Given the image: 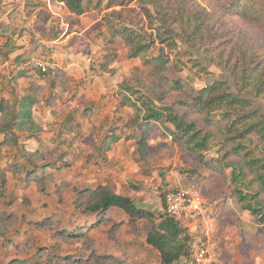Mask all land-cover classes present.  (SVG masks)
Listing matches in <instances>:
<instances>
[{
  "label": "rangeland",
  "instance_id": "obj_1",
  "mask_svg": "<svg viewBox=\"0 0 264 264\" xmlns=\"http://www.w3.org/2000/svg\"><path fill=\"white\" fill-rule=\"evenodd\" d=\"M107 1L102 0L98 9L89 8L78 20L55 0H0V41L13 30L14 35L24 38L19 42V52L29 51V44H33V52H38L40 57L37 59L59 65L70 61L61 78L66 83V96H58L52 110L42 111L44 124L39 140H30L19 147L0 144V264L23 261L25 264H158L157 253L145 243L150 228L146 220H129L113 211L107 220L76 235L80 227L75 225L89 220L76 214L71 216L74 211L71 197L81 188L97 185L109 186L116 194L132 199L137 208L156 215L164 212L165 193L182 191L201 203L199 217L185 225L193 243L204 244L211 251L214 264H264V226L259 229L248 213L231 212L225 201L233 190L231 170L227 167L231 159L225 156L229 144H222L215 136L203 152V160H199L158 126L144 132L149 149L143 158L137 154L135 142L123 139L112 145L106 161L95 151L103 130L111 124L104 122L107 113L122 130L125 124L129 128L134 118L133 110H116L115 97L107 102L98 101L103 90L107 89L110 96L119 83L131 78L133 83L139 78L147 84L140 62L127 59L126 47L118 42L108 44L103 39L106 31L101 16ZM187 1L197 20L202 21V36L196 47L178 44L177 52L183 63L179 77L195 89L213 81H224L233 94L249 100L252 109L264 116V93L257 96L251 89L264 83V22L250 24L230 17L224 3ZM13 24L18 26L12 27ZM51 39L55 42L51 43ZM45 54L48 59L41 58ZM240 59L247 62L242 65ZM10 71H13L10 63L0 68V89L15 77ZM33 71L37 72L34 68ZM245 75L251 76L250 86L245 85L246 78L242 80ZM29 80L32 79L18 78L15 91L25 95L32 87H28ZM33 81L32 88L40 98L50 91L48 84ZM9 92L0 90V95L7 96ZM72 92L74 95L70 96ZM57 94H61L60 88ZM176 96L172 92L166 98L171 100ZM87 101L97 105L95 114L76 123L70 115L77 112L79 105L89 106ZM69 116L74 128L59 131L60 123L65 124ZM198 127L205 125L198 120ZM135 128L132 126V132ZM250 142L249 149L263 160L264 144L254 137ZM22 153L28 154L36 165L61 162L58 157L63 155L62 161L69 166L51 173L53 186L48 194L42 193L37 184L24 186L19 181L23 171L20 166L28 165ZM39 223L42 225L36 227ZM66 227H70L73 237L65 236L62 229ZM187 261L183 259L177 264H190Z\"/></svg>",
  "mask_w": 264,
  "mask_h": 264
},
{
  "label": "trees",
  "instance_id": "obj_2",
  "mask_svg": "<svg viewBox=\"0 0 264 264\" xmlns=\"http://www.w3.org/2000/svg\"><path fill=\"white\" fill-rule=\"evenodd\" d=\"M55 1L65 6L76 18L88 12L89 8H100L102 2V0ZM212 1L226 4L224 10L230 17L241 18L250 24L264 22V0ZM187 2V0H109L102 8L104 13L101 22L106 31L105 41L108 44L118 42L126 47L127 59L140 62L147 77V84L139 78H136L134 83L131 78L118 84L117 107L133 110V124L131 123L129 128L125 124L123 130L120 125L108 124L109 127L103 131L95 151L106 161L112 145L123 139L125 142H135L137 154L143 158L145 150L149 149L147 145L149 139L144 136V132L159 126L184 150L203 160L201 157L203 152L207 150L209 141L216 136L222 144L230 145L225 156L226 159H231L227 167L231 170L230 181L233 190L225 201L231 206V212L238 210L239 213H248L261 229L264 226V158L260 160L255 156L249 149V144L252 137L264 144V116L259 110L252 109L249 100L233 94L224 81H213L201 89H195L190 82L179 77L183 63L177 52L178 44L193 48L197 46L202 36V21L197 20L196 14L191 11ZM246 62L240 59L242 65ZM238 66L241 67L239 63ZM35 71L40 80H48L47 72L36 69ZM136 71H139L138 67ZM52 72L57 77L60 71L55 69ZM23 74L25 72L18 73L15 77H22ZM250 78L248 75L242 77L245 85L250 86ZM251 89L257 96L262 95L264 83L256 84ZM160 91L165 93L159 94ZM172 92L178 96L171 100L166 98L167 94ZM55 99L56 95L49 93L45 106L52 104ZM36 104L37 92L32 87H29L27 93L20 98L0 100L2 137L0 144L19 147L30 140H39L43 127L33 116L32 110ZM87 107H80L77 112L70 115L74 116L76 123L90 115V108ZM70 116L66 117L65 124L60 123L59 131H71L70 126L74 128ZM198 120L202 121L205 127L199 128ZM132 126L136 127L133 132ZM22 155L30 165L20 166L23 171L18 177L19 181L24 186L32 182L37 184L42 193H47L53 186L51 173H59L69 166L62 161L63 155L58 157V161L61 162L50 161L41 165L32 162L28 154ZM208 166L213 168L212 165ZM249 177L251 181L247 183L246 179ZM167 193L162 198L164 212L156 215L137 208L132 199L116 194L107 185L81 188L71 197L74 206L71 216L76 214V217L88 219L89 222L75 225L80 227V230H76V235H82V230L85 232L96 227L102 220H107L111 212L117 211L129 220H146L148 225L150 224L145 234V243L157 253L158 264H177L183 259L188 260L186 263L192 264V236L189 228L181 220L166 212L164 197ZM41 225L42 223H39V226H35ZM69 228L66 227L62 231L65 232V236L73 237Z\"/></svg>",
  "mask_w": 264,
  "mask_h": 264
},
{
  "label": "crops",
  "instance_id": "obj_3",
  "mask_svg": "<svg viewBox=\"0 0 264 264\" xmlns=\"http://www.w3.org/2000/svg\"><path fill=\"white\" fill-rule=\"evenodd\" d=\"M80 19H81V16L78 18V20H80ZM4 22H5V20H4ZM17 23H19V22H17ZM14 26H18V25L13 24L12 27H14ZM14 34H15V32L13 30H10L9 35H7L5 38L3 37L2 40L0 41V68H2L4 65L10 63L13 65V71H10V72H13V75L16 76V74L21 73V72H25V74H23L24 76H22V77H15L14 78V76H12L11 79H9L10 82L8 84L4 85V87L1 88L0 90H3V92L4 91H8V92L10 91V92L7 96H1L0 95V100L1 99L13 100L14 98H20L21 96H23L20 93L15 91V82L18 78H23V77H25L26 79L31 78L32 80L28 81V87L34 86L35 82L33 81V79H37V80H39L38 82H43V83L48 84L50 91H48L45 96H41V98H40V95L38 96V93H37V104L33 107V110H32L34 119L36 121H38L43 126L44 122H43L42 117H41L42 111L46 112L47 109L52 110L54 103L57 101V97L59 96V98H60L61 95L66 96V94H65L66 93V83L63 80L61 82V78L63 76L62 74L63 73L65 74V67L67 65H70V61H65L63 64L59 65V64L54 63V62L48 63L46 61H42L43 59H37L40 57L37 55L38 52H33L35 47L32 43H31L32 45L29 44V46H28V48L30 49L29 51L19 52L18 50L21 47V43H19V42L21 40H23L24 38H22L23 36L20 34H17V35H14ZM105 37L103 35L104 40H105ZM51 40H52L51 43L55 42L53 39H51ZM51 48H54V47H51ZM64 52L68 53V51H64ZM71 53L72 52L70 51V56H73V55H71ZM46 55L47 54L43 55V57H41V58L48 59V56H46ZM36 61L45 62L46 65L48 66V70H47V73L49 74L48 80H40L38 78L37 74L33 71V68H34L33 64ZM55 69L60 71L59 75L57 77L54 76V74L52 72ZM30 70H32V71H30ZM59 79H60V81H59ZM51 85L53 88H51ZM59 88H60L61 94L58 95L57 91L59 90ZM73 92L70 94V96L74 95ZM107 92H108L107 89L103 90L102 97H100V99H98V101L101 100L103 102H107V100H109L111 98L113 99V97H115L117 99V86L115 88V91L113 93H111L110 96L107 95L108 94ZM49 93H52L53 95L57 94L56 99H55V101L52 102V104L45 106V101H46L47 95ZM95 101H97V100H95ZM87 102L89 104V106L87 105L88 106L87 108H90V115L86 116L85 120L91 116H94V114H95L94 107L96 104L93 103V101H87ZM63 104H64V101H63ZM85 104H87V103H85ZM117 104H118V99H117V101H115L116 110L118 108ZM80 107H81V105L76 107V110H79ZM103 119H104V122H110L112 124L115 123V119L113 117L108 116V113L103 117ZM117 126H119V125H117Z\"/></svg>",
  "mask_w": 264,
  "mask_h": 264
},
{
  "label": "built area",
  "instance_id": "obj_4",
  "mask_svg": "<svg viewBox=\"0 0 264 264\" xmlns=\"http://www.w3.org/2000/svg\"><path fill=\"white\" fill-rule=\"evenodd\" d=\"M33 67L41 72L46 73L48 66L46 63L36 61ZM166 212L184 224L195 221L201 214V203L197 199H192L182 191L168 192L164 197ZM186 226V225H185ZM192 264H214V256L205 245L193 243L191 250Z\"/></svg>",
  "mask_w": 264,
  "mask_h": 264
}]
</instances>
